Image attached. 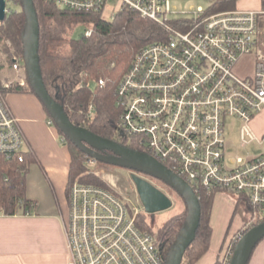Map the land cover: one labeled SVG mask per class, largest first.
Here are the masks:
<instances>
[{"label": "built area", "instance_id": "2783aa9c", "mask_svg": "<svg viewBox=\"0 0 264 264\" xmlns=\"http://www.w3.org/2000/svg\"><path fill=\"white\" fill-rule=\"evenodd\" d=\"M48 1L77 13H103L111 0ZM115 1L118 12L137 13L165 34L136 53L117 86L116 135L120 144L151 156L183 179L200 201L226 192L250 207L252 216L220 263L231 264L238 242L264 222V133L259 136L252 127L264 112V9L212 13L223 0H205L206 7L186 12L174 2L192 0ZM250 55H256L254 72L242 78L235 66ZM11 61L14 72L26 73L23 54ZM16 81L0 84V153L24 162L25 137L4 96ZM17 84L27 87L26 75ZM105 85L101 79L99 86ZM229 118L244 123L243 146L257 143L259 155L230 158L225 140ZM47 124L56 127L52 119ZM140 214L112 187L74 183L65 224L69 264H167L156 237L138 227Z\"/></svg>", "mask_w": 264, "mask_h": 264}, {"label": "trees", "instance_id": "16d2710c", "mask_svg": "<svg viewBox=\"0 0 264 264\" xmlns=\"http://www.w3.org/2000/svg\"><path fill=\"white\" fill-rule=\"evenodd\" d=\"M14 1L21 6L20 0ZM238 1L223 0L215 5L212 13L236 10ZM34 4L40 23V64L48 92L64 107L73 124L100 137L122 143L116 135L120 115L116 105L117 86L136 53L144 46L164 38L163 29L129 10L118 12L112 21H108L104 19L103 13L64 10L48 0H34ZM24 26L23 11L11 9L0 28V42L10 41L20 55L23 54L21 35ZM80 27L85 29V33L75 37ZM89 30L92 33L86 36ZM101 79L106 82L104 87L99 86ZM93 84L95 88H92ZM16 88L22 90L21 87ZM92 106L94 112L91 114ZM67 144L72 156L68 192L76 182L111 190L105 181L89 169V157L69 140ZM31 160L25 156L24 162H19L16 157L9 159L0 153V213L3 215H27L34 210L35 204L26 197V173ZM212 202L213 196L206 195L200 201L201 223L182 264H196L209 250ZM186 217L187 211L179 213L153 231L147 227L140 214L137 225L153 234L167 255Z\"/></svg>", "mask_w": 264, "mask_h": 264}, {"label": "crops", "instance_id": "0c3cea01", "mask_svg": "<svg viewBox=\"0 0 264 264\" xmlns=\"http://www.w3.org/2000/svg\"><path fill=\"white\" fill-rule=\"evenodd\" d=\"M262 7L264 0H239L236 9L260 11ZM3 66L0 69L3 80L17 76L18 81L26 75ZM14 84L4 91L5 102L24 134V157L32 158L26 173V197L35 207L27 215L0 213V264H69L65 220L69 216L68 182L72 156L68 139L57 127L48 126L51 118L32 89ZM256 120L252 123L253 129ZM263 133L264 126L260 135ZM243 203L230 193L213 195L210 247L196 264L221 263L246 222L238 215ZM249 264H264L262 242Z\"/></svg>", "mask_w": 264, "mask_h": 264}, {"label": "water", "instance_id": "95a60500", "mask_svg": "<svg viewBox=\"0 0 264 264\" xmlns=\"http://www.w3.org/2000/svg\"><path fill=\"white\" fill-rule=\"evenodd\" d=\"M20 4L25 15L21 42L29 87L41 100L60 132L87 157L98 163L135 172L132 179L147 214L167 211L173 203L167 195L136 173L164 183L182 198L187 208V217L167 254V264H182L201 223L202 207L198 196L183 179L151 156L100 137L71 122L64 107L50 95L43 80L39 55L40 23L34 0H20ZM6 18V0H0V23H4ZM263 240L264 222L248 231L238 242L231 264H249L254 251Z\"/></svg>", "mask_w": 264, "mask_h": 264}, {"label": "rangeland", "instance_id": "374dc122", "mask_svg": "<svg viewBox=\"0 0 264 264\" xmlns=\"http://www.w3.org/2000/svg\"><path fill=\"white\" fill-rule=\"evenodd\" d=\"M208 4L205 0H192V1H175L174 5L178 7L180 11L189 12L192 7L196 9L197 7L203 6L206 7ZM8 8L14 11L22 10L20 5H16L14 0H11L8 3ZM120 8L119 3L115 0H111L107 3V6L103 12V17L105 20L112 21L114 16L118 13ZM264 9V7H262ZM261 9V10H262ZM224 12V11H223ZM190 15H188L189 17ZM3 23L0 24V28L2 27ZM85 29L80 27L76 30L75 37H79L84 35ZM263 45L264 48V36L261 40V46ZM17 55L14 46L10 41H3L0 42V69L4 67L5 64L8 69H12V57ZM256 62V55L245 56L240 59V61L235 66V72L242 78L250 77L255 68ZM17 79L18 77L15 76ZM13 78L10 80L6 79L7 81H15L16 79ZM3 79L0 78V84ZM28 82V80H27ZM14 85H17V81ZM28 88L29 83L27 84ZM96 86L93 84L92 88ZM244 126V123L241 120H237L234 118H229L226 122V133H225V140L227 145V153L230 158L235 157H244V158H253L261 153L260 147L257 143L243 146L242 138H241V130ZM264 126V112L261 113L256 120V124L254 126L255 132L260 136L262 132V127ZM89 162V169L100 179L105 181L112 189H114L117 193L124 196L126 200L129 202L130 208L140 210L141 216L145 221L147 227L151 228L153 231H157L162 225H164L170 218L173 216L183 213L187 211L186 205L182 198L171 188H169L164 183L148 177L146 175L136 173L139 177L145 179L157 189L162 191L165 195H167L172 201V207L164 212H160L157 214H147L144 205L139 197V194L136 189V185L133 182L132 176L135 174L134 171L120 168V167H112V166H103L99 163L93 164L90 159ZM98 173V175L96 174ZM238 215L242 219H245L246 222L252 216V211L250 207L243 203L240 205L238 209ZM68 219V218H67ZM67 219L65 221H67ZM262 247H264V240L262 241Z\"/></svg>", "mask_w": 264, "mask_h": 264}]
</instances>
